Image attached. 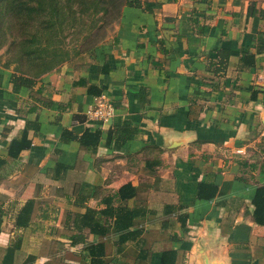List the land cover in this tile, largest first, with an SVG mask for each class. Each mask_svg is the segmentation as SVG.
<instances>
[{
  "label": "crops",
  "instance_id": "crops-1",
  "mask_svg": "<svg viewBox=\"0 0 264 264\" xmlns=\"http://www.w3.org/2000/svg\"><path fill=\"white\" fill-rule=\"evenodd\" d=\"M140 1L31 90L0 67V264H264V0Z\"/></svg>",
  "mask_w": 264,
  "mask_h": 264
},
{
  "label": "trees",
  "instance_id": "trees-1",
  "mask_svg": "<svg viewBox=\"0 0 264 264\" xmlns=\"http://www.w3.org/2000/svg\"><path fill=\"white\" fill-rule=\"evenodd\" d=\"M140 5V0H0V37L6 39V30L9 31L10 42L7 50H13V60L18 63L20 69L10 75L12 92L18 93L22 87L31 90L39 78L58 69L66 60L70 62L72 58L77 59L84 54L94 55L107 38L109 30L120 20L123 8ZM249 13H258L263 17L264 9H256L254 3H251ZM4 22L5 26L2 24ZM75 25H80L85 34L82 35L78 48L73 45V53L63 45L64 40L61 37L65 29ZM219 52L225 59L224 62L221 59V63H227V53L223 56L221 49ZM23 61L27 63L26 68L21 66ZM4 65L9 66L8 63ZM88 92L98 96L102 90L90 85ZM65 132L69 133L67 130L62 133ZM119 133L121 134V131ZM91 135L96 139L100 136L98 131L91 133L85 130L79 136L80 142L85 143L86 137ZM71 136L78 137L72 133ZM123 138H130V135L126 134ZM27 145L29 142L25 139L13 140L10 144V154L16 156ZM127 187L129 185L121 187L120 194H124L123 190ZM121 216L123 212L118 214L117 218ZM129 224L130 222L126 223ZM87 251L88 255H91L92 264L103 263L94 258L97 254H103L101 243L88 246ZM175 254L174 250L164 251L159 264H175Z\"/></svg>",
  "mask_w": 264,
  "mask_h": 264
},
{
  "label": "rangeland",
  "instance_id": "rangeland-1",
  "mask_svg": "<svg viewBox=\"0 0 264 264\" xmlns=\"http://www.w3.org/2000/svg\"><path fill=\"white\" fill-rule=\"evenodd\" d=\"M3 26L6 25V23H2ZM81 26L80 25H75L73 27H69V29H65L63 32V36L61 37L62 40H64L63 42V45L68 49L70 50L71 52L74 53V48H73V45L75 44L78 48L79 44H80V41L82 39V35L85 34V31L82 30L80 28ZM114 28V26H113ZM113 28L111 30H109L108 32V35L107 37L109 36V34L111 33V31L113 30ZM6 39H4L3 37H0V67L2 68H5V69H8L9 70V74L11 75V73L13 71H18L20 70L18 68V63L16 61H14L13 59V56L15 55V53L13 52V50L10 48L7 50V47H8V43L10 42V33L8 30H6ZM106 40V39H105ZM106 41L103 42V44H105ZM102 44V45H103ZM101 45V46H102ZM100 47V46H99ZM98 47V49H99ZM97 49V50H98ZM87 55L88 54H84L80 57H78L77 59L75 58H72V60L70 62H68L67 60L61 64L59 66V68L63 67V66H79L80 63H83V61L85 62V60L87 59ZM4 63H8L9 66L5 67ZM21 66L22 68H26L27 67V63L26 61H23L21 62ZM10 75H9V78H10Z\"/></svg>",
  "mask_w": 264,
  "mask_h": 264
},
{
  "label": "built area",
  "instance_id": "built-area-1",
  "mask_svg": "<svg viewBox=\"0 0 264 264\" xmlns=\"http://www.w3.org/2000/svg\"><path fill=\"white\" fill-rule=\"evenodd\" d=\"M114 106L111 100L105 95L101 94L94 99L93 104L89 105L85 114L86 117L105 123L112 116Z\"/></svg>",
  "mask_w": 264,
  "mask_h": 264
}]
</instances>
